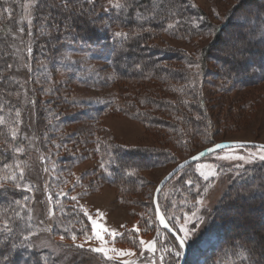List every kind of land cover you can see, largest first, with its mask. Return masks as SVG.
<instances>
[{
  "label": "rangeland",
  "instance_id": "obj_1",
  "mask_svg": "<svg viewBox=\"0 0 264 264\" xmlns=\"http://www.w3.org/2000/svg\"><path fill=\"white\" fill-rule=\"evenodd\" d=\"M192 1L207 18L219 24L224 16L230 17V11L238 8L244 0H239V3L237 0ZM257 2L263 5V0ZM35 5L32 0L23 1L19 11L21 27L14 33L9 47L12 56L10 67L18 86L15 95L18 107L13 110L15 116L13 120L11 117V121L14 124L10 123V126L12 136L20 135L22 139L21 144L13 148L17 155L13 163L2 165L0 168V185L8 178L13 166L21 184L19 187L28 195L20 201V207L27 213L26 222H30L28 238L31 248L37 253H43L49 263L55 261V264H122L125 260L135 261L136 264H175L177 259L175 252L181 251V248L156 221L151 194L157 183L174 165L205 145L204 140L194 135L191 136L193 139L188 140L185 136L181 141L174 142L173 137H170V134L173 135L171 131L165 128L153 131L131 116L116 113L111 106L116 103L123 104L125 98L132 96V86L142 85L140 95L144 96L143 91L154 94L152 88H156L157 82L118 80L110 66L108 55L102 54L101 51L95 53L77 49L67 51L50 61L40 62L33 59L28 49L32 45V15ZM255 8L249 7L247 11L252 12ZM249 23V26L253 25L251 18ZM117 31L127 33L123 29ZM240 32L242 34L243 31L238 25L227 27L220 37L218 50H213V54L220 57L221 51L229 50L237 43ZM262 32L264 27L259 29L258 34L261 35ZM211 39V35L190 40L161 35L159 39L153 40V43L173 46L184 50L189 57H197L198 51ZM184 66L193 74L197 69L192 63H186ZM261 72H264V66ZM253 75L252 72V75L244 77L247 79ZM247 82L249 83L244 86L236 85L223 96H219L218 90L211 89L208 84H198L205 90L210 89L213 95L224 100L215 109L217 115L214 111L211 113L215 119L211 130L214 140H248L264 143V80L256 83ZM38 84H44L45 88L55 85L59 87V98L63 97L59 105L64 108L63 110L66 109V113L78 109H84L85 112L95 108L106 110V113L99 114L96 119L94 114L93 123L78 119L63 127L60 124L53 125V129L59 133L70 130L77 135L80 133L77 131L91 130L94 135H98L101 132L105 139L122 146L147 150L151 146L164 148L170 153L171 158L157 166L141 169L138 172L143 179L141 184L128 193L124 192L118 184H112L99 177L103 160L95 152L96 149L81 157L83 148L76 142L55 140L52 142L54 146L50 145L47 148L44 147L45 144L39 142L38 127L41 123L32 97ZM155 94L157 97L162 96ZM43 97L47 100L51 98V103L57 100L51 92ZM233 97L236 98V102H229ZM18 148L22 151H17ZM67 149L69 154L76 155L80 160L71 163L68 170L61 173L55 164ZM260 154H264V148L243 146L215 151L181 169L163 186L162 191L160 190L158 194L160 203L164 204L166 215L179 235L184 236L181 228L189 230V238L185 242L186 249L187 245L190 247V259L187 264H193L192 258L195 253L205 246L202 233L209 214L222 202L229 185L243 173V170L261 162L258 159L252 163L247 162L251 157H258ZM86 157L88 158L85 159ZM239 157L245 159L241 160ZM238 165L243 167H237ZM86 170L93 171L85 182H81V176ZM15 175H9V178L12 179ZM204 175L209 176L208 181L203 179ZM189 180L193 183L188 184ZM208 185L211 186L204 191ZM63 198L68 201H62ZM246 205L247 201L245 210L242 211L231 209V216L241 219L249 214L250 219L259 221V216L257 214L253 216ZM68 206L80 209L83 212L81 216L83 220L78 214H72L70 217L71 210L66 211ZM193 213L196 215L193 216ZM89 216L97 221L103 239L95 236ZM196 217L202 219L197 220ZM136 228H139L138 232L134 231ZM236 228H240V239L248 236L256 242V236L251 234L253 225H239ZM258 228H264V222H259ZM112 230L123 235L114 238L108 234ZM73 235L76 237L75 240L72 239ZM141 239L150 246L154 243L155 251H149L141 245L139 242ZM80 244L83 248L76 247ZM97 248L106 249L107 256L89 251ZM112 249L131 251L133 255H123L113 252ZM44 256L41 259H45ZM223 264H233V261Z\"/></svg>",
  "mask_w": 264,
  "mask_h": 264
},
{
  "label": "trees",
  "instance_id": "obj_2",
  "mask_svg": "<svg viewBox=\"0 0 264 264\" xmlns=\"http://www.w3.org/2000/svg\"><path fill=\"white\" fill-rule=\"evenodd\" d=\"M23 1L0 0V168L14 161L17 155L13 148L21 144L22 139L20 135L12 136L10 126L13 123L11 117L13 120L15 116L13 110L18 107L15 101L18 86L10 67L12 56L9 47L14 33L21 27L19 11ZM56 2L58 4L59 0ZM101 3L107 6V0H98L95 12L91 11L86 0H83L82 9L69 11L54 7L53 0H40L34 6L32 15L33 59L50 61L67 51L77 49L95 53L101 51L108 55L110 66L118 80L153 81L159 84L152 88L154 94L143 91L144 96L140 95L142 85L132 86V96L125 98L123 104L111 106L116 113L131 116L153 131L165 128L172 132L170 137H173L174 142L181 141L185 136L188 140L193 139L191 136H199L205 145L191 154L222 141L212 138L211 130L215 119L211 113L224 100L198 84H208L211 89L218 90L219 96H223L236 85L244 86L249 83L247 81L256 83L264 80V72H261L264 66V32L258 34L259 29L264 27V0L263 5L258 4L257 0H244L238 8L230 11V17L224 16L219 24L207 18L192 0H130L131 7L117 9L109 6L107 11L100 6ZM249 7L256 8L249 12ZM138 12L140 15H137ZM242 15L245 17L238 18ZM249 18L253 20L252 26H249ZM235 19L237 20L234 21ZM169 24L174 26L169 28ZM53 25H58L59 30ZM233 25H238L244 33L240 32L237 43L229 50L221 51L220 57L214 55L212 51L218 50L221 35L227 27ZM117 29L127 31L128 35L115 37ZM161 35L185 40L211 35L212 39L198 51L197 57H189L182 49L153 43ZM237 47L240 51L233 57L229 53ZM186 63L194 66L199 64L200 67L193 74L184 66ZM252 72L254 75L245 79ZM49 92L57 98L52 103L51 98L47 100L43 97ZM155 93L162 96L157 97ZM32 97L41 123L38 127L39 142L45 144L46 148L54 146L52 142L55 140L76 142L83 148L81 157L96 149L98 152H95L103 160L99 177L118 184L126 193L141 184L143 179L138 173L141 169L157 166L171 158L164 148L151 146L147 150L122 146L105 139L101 132L98 135H94L91 130L77 131L80 132L77 135L70 130L59 133L53 129V125L60 124L63 127L78 119L93 123V115L96 114V119L99 114L106 113V110L95 108L85 112L84 109H78L66 113V109L63 110L59 105L63 97L59 98L57 85L45 88L44 84H38ZM229 102H236V98H230ZM68 151L69 149L55 164L60 168L58 172L68 170L71 163L80 160ZM14 171L12 166L9 175H15ZM92 171H84L81 182H85ZM9 175L0 185V264H55V261L49 263L43 253H37L28 246L30 222H26L27 213L20 207V201L28 195L19 187L21 184L18 176L10 179ZM90 184L91 182L89 186ZM159 196L158 206L163 216L178 232L167 217ZM63 200L68 201L65 198ZM246 201L248 211L253 216L257 214L259 221L250 219L249 214L239 218L240 221L231 216V209L245 210ZM69 210L70 217L72 214L83 216V212L77 207L68 206L66 211ZM259 222H264V162L245 168L229 185L222 202L208 216L202 233L205 246L195 253L193 264H223L228 261H233V264H264V228H258ZM246 224L253 225L251 234L256 236V242L248 236L239 238L241 231L236 227ZM170 237L174 240L171 235ZM43 256L45 259H41ZM189 257L190 247L187 245L183 264L188 263ZM179 260L177 257L175 264Z\"/></svg>",
  "mask_w": 264,
  "mask_h": 264
},
{
  "label": "snow or ice",
  "instance_id": "obj_3",
  "mask_svg": "<svg viewBox=\"0 0 264 264\" xmlns=\"http://www.w3.org/2000/svg\"><path fill=\"white\" fill-rule=\"evenodd\" d=\"M87 4L91 6V11L92 12H95L96 10V6H97V3H98V0H86ZM32 3L33 4H39L40 3V0H32ZM237 3H239V0H237ZM53 6L56 7H62V8H65V9H68L69 11L73 10V9H82L83 8V0H59V3L57 4L56 0H53ZM102 8H104L105 11L108 10V7L111 6V7H115L117 9H122V8H127V7H131V3H130V0H107V6L102 4L100 5ZM137 15H140V13L138 12ZM245 16H240L238 18H244ZM179 21H177L178 23ZM174 25L173 24H169L168 27L169 28H172ZM53 27H55L57 30H59V26L58 25H53ZM128 33H125L123 31H116L114 33V36L115 37H121V36H127ZM29 52H31V48L28 49ZM240 49L237 47L235 48L233 51H231L229 54L232 55L233 57L236 56L237 52H239ZM70 59V57H68ZM191 66V65H190ZM197 68L200 67L199 64L196 65ZM17 116H19V113H17ZM216 147H221V145H216ZM17 151H22V149H17ZM203 155V153H201V156ZM239 159L241 160H244L245 158L244 157H239ZM256 159H258L259 161L261 162H264V154H260L258 157L256 156H253L251 157L247 162L248 163H252L254 162ZM237 167H243V165H238ZM21 173H23V170H21ZM170 175H172L170 173ZM203 175V174H202ZM203 179L205 181H208L209 180V176H206L204 175L203 176ZM188 184H192L193 182L191 180L187 181ZM211 185H208L204 188V191H207L208 187H210ZM73 199H75V197H73ZM199 203V201H198ZM85 215H87V213H85ZM196 214L193 213V216H195ZM90 220H91V226H92V231L94 232L95 236L97 238H100V239H103V237L101 236V231L98 230L99 229V226L97 224V221L95 219H93L91 216L88 217ZM197 220H200L202 218L200 217H196ZM161 221H163V217H161ZM185 223H187V220H185ZM134 231L138 232L139 231V228H136L134 229ZM181 231L184 232V236L183 237H180L179 238V245L178 247L179 248H183L185 242L188 240L189 236H188V232L189 230L187 228H181ZM109 235H111L112 237H117V236H122L123 234L122 233H117L115 230H112L110 232H108ZM25 239H27V237H25ZM63 239V237L61 238ZM72 239L75 240L76 237L75 235L72 236ZM140 244L143 245L146 249H148L149 251H155V248H154V243L150 246L148 242L144 241L143 239H141L140 241ZM29 247H31L32 245L29 244L28 245ZM77 248H83V245L80 244V245H76ZM89 251H92V252H95V253H103L105 256H107V250L104 249V248H97V249H89ZM113 252H118L120 254H123V255H133V253L131 251H125V250H117V249H112ZM182 255V252L181 251H176L175 252V256L176 257H180ZM108 259H113L112 257H108ZM161 261L163 260V257L160 258ZM122 264H136L135 261H130V260H125L122 262Z\"/></svg>",
  "mask_w": 264,
  "mask_h": 264
},
{
  "label": "water",
  "instance_id": "obj_4",
  "mask_svg": "<svg viewBox=\"0 0 264 264\" xmlns=\"http://www.w3.org/2000/svg\"><path fill=\"white\" fill-rule=\"evenodd\" d=\"M216 145H221V147H216ZM259 147V148H264V143L257 142V141H248V140H223L221 142H217L214 145L207 146L196 153L192 154L191 156L181 160L178 162L176 165H174L162 178L161 180L157 183L153 190L152 194V204L154 208V213H155V218L156 221L158 222L159 226L162 227L164 230H166L177 242L179 245V238L181 237L167 222L165 217L163 216L158 204H157V197L160 192V190L163 188V186L181 169H183L185 166L196 162L197 160L203 158L204 156L213 153L219 149H225V148H231V147ZM201 153L203 155L201 156ZM170 173L172 175H170ZM161 217H163V221H161ZM182 255L180 257V260L178 264H183L186 256V245L184 244L183 248H181Z\"/></svg>",
  "mask_w": 264,
  "mask_h": 264
},
{
  "label": "bare ground",
  "instance_id": "obj_5",
  "mask_svg": "<svg viewBox=\"0 0 264 264\" xmlns=\"http://www.w3.org/2000/svg\"><path fill=\"white\" fill-rule=\"evenodd\" d=\"M219 142H221V141H219ZM215 144H216V143H215ZM213 145H214V144H213ZM219 150H221V149H219ZM217 151H218V150H217ZM210 154H211V153H210ZM208 155H209V154H208ZM206 156H207V155H206ZM204 157H205V156H204ZM204 157H203V158H204ZM201 159H202V158H201ZM199 160H200V159H199ZM197 161H198V160H197ZM185 167H186V166H185ZM185 167H184V168H185ZM157 204H158V203H157ZM168 224H169V223H168ZM177 233H178V232H177ZM178 234H179V233H178Z\"/></svg>",
  "mask_w": 264,
  "mask_h": 264
}]
</instances>
